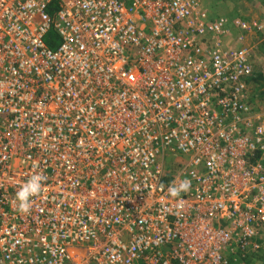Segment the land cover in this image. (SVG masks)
I'll return each instance as SVG.
<instances>
[{
    "label": "built area",
    "instance_id": "1",
    "mask_svg": "<svg viewBox=\"0 0 264 264\" xmlns=\"http://www.w3.org/2000/svg\"><path fill=\"white\" fill-rule=\"evenodd\" d=\"M205 2L0 0V264H239L264 249L254 72ZM169 154L187 157L171 174Z\"/></svg>",
    "mask_w": 264,
    "mask_h": 264
},
{
    "label": "rangeland",
    "instance_id": "2",
    "mask_svg": "<svg viewBox=\"0 0 264 264\" xmlns=\"http://www.w3.org/2000/svg\"><path fill=\"white\" fill-rule=\"evenodd\" d=\"M205 8L211 17L227 4L228 17L224 19L229 25V33L224 35V49L243 50L253 68V75L247 80V102L252 108V130L264 126V0H206ZM223 16V15H222ZM220 18V17H219ZM218 18V19H219ZM214 19V20H218ZM238 21L244 22L246 28L240 27ZM162 161V159H160ZM169 170L176 164H184L187 157L169 154L163 160ZM170 165V168H169ZM239 258H242L239 255ZM244 259V258H243ZM241 260H239L240 262ZM239 264H264V249L253 252Z\"/></svg>",
    "mask_w": 264,
    "mask_h": 264
},
{
    "label": "clouds",
    "instance_id": "3",
    "mask_svg": "<svg viewBox=\"0 0 264 264\" xmlns=\"http://www.w3.org/2000/svg\"><path fill=\"white\" fill-rule=\"evenodd\" d=\"M44 177L42 174L32 175L18 190L16 193V200L18 201L17 211L22 214H27L30 212L32 204L30 198L37 196L42 191V181ZM190 188V181H183L179 186L175 184L170 185L168 192L172 197H178L182 191H188Z\"/></svg>",
    "mask_w": 264,
    "mask_h": 264
},
{
    "label": "trees",
    "instance_id": "4",
    "mask_svg": "<svg viewBox=\"0 0 264 264\" xmlns=\"http://www.w3.org/2000/svg\"><path fill=\"white\" fill-rule=\"evenodd\" d=\"M46 42L49 45V47L54 49L59 45V38L53 31H50L46 37Z\"/></svg>",
    "mask_w": 264,
    "mask_h": 264
},
{
    "label": "crops",
    "instance_id": "5",
    "mask_svg": "<svg viewBox=\"0 0 264 264\" xmlns=\"http://www.w3.org/2000/svg\"><path fill=\"white\" fill-rule=\"evenodd\" d=\"M218 14V16L216 17V16H213L212 17V20H214V19H218L219 17H221L222 15H223V17H224V15L226 16V17H228V8H227V4H224V8L222 9V12H221V10L217 13Z\"/></svg>",
    "mask_w": 264,
    "mask_h": 264
},
{
    "label": "bare ground",
    "instance_id": "6",
    "mask_svg": "<svg viewBox=\"0 0 264 264\" xmlns=\"http://www.w3.org/2000/svg\"><path fill=\"white\" fill-rule=\"evenodd\" d=\"M169 168H170V165H169ZM175 167L173 166L172 168H170L169 170L166 169L167 172H169L170 174L173 173Z\"/></svg>",
    "mask_w": 264,
    "mask_h": 264
}]
</instances>
